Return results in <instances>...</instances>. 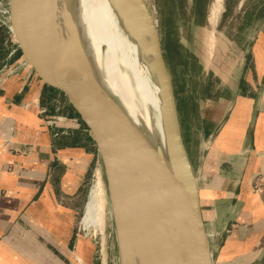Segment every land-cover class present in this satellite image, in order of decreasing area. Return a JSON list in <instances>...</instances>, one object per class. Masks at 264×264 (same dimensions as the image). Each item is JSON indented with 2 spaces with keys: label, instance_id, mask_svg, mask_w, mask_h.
Masks as SVG:
<instances>
[{
  "label": "crops",
  "instance_id": "1",
  "mask_svg": "<svg viewBox=\"0 0 264 264\" xmlns=\"http://www.w3.org/2000/svg\"><path fill=\"white\" fill-rule=\"evenodd\" d=\"M244 30L214 66L222 93L203 103L193 84L187 87L190 106L199 108L195 163L190 159L204 217L219 235L220 264H264V24L242 66ZM13 48L8 42V62L19 61L18 52L9 57ZM219 70L229 71L223 77ZM44 94L23 66L0 88V264H61L86 206L95 147L74 126L50 119L55 103ZM228 110L200 161L201 137L207 140Z\"/></svg>",
  "mask_w": 264,
  "mask_h": 264
},
{
  "label": "water",
  "instance_id": "2",
  "mask_svg": "<svg viewBox=\"0 0 264 264\" xmlns=\"http://www.w3.org/2000/svg\"><path fill=\"white\" fill-rule=\"evenodd\" d=\"M111 2L142 51L148 54V66L159 86L167 150L165 172L131 139L112 110L91 64L70 46L46 0H8L10 31L19 61L47 93L67 104L74 128L94 145V168L102 165L122 259L124 255L130 264H220L219 235L210 229L203 214L156 18L146 0ZM263 24L264 2L244 30L242 66ZM190 48L192 51V43ZM229 112L207 140L201 137L200 161ZM122 244L126 246L124 254Z\"/></svg>",
  "mask_w": 264,
  "mask_h": 264
},
{
  "label": "rangeland",
  "instance_id": "3",
  "mask_svg": "<svg viewBox=\"0 0 264 264\" xmlns=\"http://www.w3.org/2000/svg\"><path fill=\"white\" fill-rule=\"evenodd\" d=\"M146 2L160 30L163 51L174 82L184 141L195 163L198 144L196 121L199 108L195 103L190 106V97L193 98V96L187 93L189 69L193 91L199 92L203 103L207 101V98L214 101L222 93L224 87V81L214 66L216 63L224 62L225 49L231 47L238 39H242L240 32L245 29L264 0H222L216 25L211 20L216 0H146ZM8 42L16 46L12 34ZM191 43L195 46L193 59L189 49ZM21 69L15 73H19ZM228 71L219 70L223 77ZM1 86L2 83H0V88ZM44 97L59 106L57 111L59 115L68 116L69 108L65 102L58 101L56 97L47 92ZM204 126L205 132L208 133V124L204 123ZM97 170L101 172L106 197H108L103 229L94 225L88 227L84 224L82 219L84 206L76 219L73 248L68 251V256H63L61 264H122L123 262L101 164L97 165ZM97 170L93 166L90 171L87 200L97 174L100 173H97ZM122 247L124 251L123 244Z\"/></svg>",
  "mask_w": 264,
  "mask_h": 264
},
{
  "label": "bare ground",
  "instance_id": "4",
  "mask_svg": "<svg viewBox=\"0 0 264 264\" xmlns=\"http://www.w3.org/2000/svg\"><path fill=\"white\" fill-rule=\"evenodd\" d=\"M46 2L58 18L70 46L91 64L100 86L109 96L112 110L131 139L165 172L167 150L159 86L148 66V54L126 28L111 0ZM221 2H215L211 17L214 25L220 15ZM107 198L102 175L98 173L82 218L86 226L103 229ZM123 264H130L124 255Z\"/></svg>",
  "mask_w": 264,
  "mask_h": 264
},
{
  "label": "built area",
  "instance_id": "5",
  "mask_svg": "<svg viewBox=\"0 0 264 264\" xmlns=\"http://www.w3.org/2000/svg\"><path fill=\"white\" fill-rule=\"evenodd\" d=\"M3 1V2H2ZM0 1V26H5L10 30V8H9V4H8V0H2ZM5 2V3H4ZM11 32V31H10ZM17 52V48L16 46L11 50L9 57L14 56V54ZM22 68V64L20 61H13L11 63L6 62L3 64V66L0 68V83H4L5 80L13 75L18 69ZM33 102H27L25 103V107H29ZM56 112L59 109V106L57 104H54ZM40 113L44 114L47 112V109L45 107H41L39 108ZM50 119H54L57 122H59L61 124V126L64 129H68V128H72L73 124L71 122V119L68 116H64V115H59L58 113H56V115H54L52 118ZM60 133L57 132L55 135H59Z\"/></svg>",
  "mask_w": 264,
  "mask_h": 264
},
{
  "label": "trees",
  "instance_id": "6",
  "mask_svg": "<svg viewBox=\"0 0 264 264\" xmlns=\"http://www.w3.org/2000/svg\"><path fill=\"white\" fill-rule=\"evenodd\" d=\"M10 30L5 26H0V68L7 62V40L10 38Z\"/></svg>",
  "mask_w": 264,
  "mask_h": 264
},
{
  "label": "flooded vegetation",
  "instance_id": "7",
  "mask_svg": "<svg viewBox=\"0 0 264 264\" xmlns=\"http://www.w3.org/2000/svg\"><path fill=\"white\" fill-rule=\"evenodd\" d=\"M190 45H191V44H190ZM189 47H190V46H189ZM193 48H194V50H192V51H191V48H189V49H190V53H191V55H192V59H193V54L195 53V52H194V51H195V46H194V45H193ZM190 63H191V62H190ZM190 63H189V64H190Z\"/></svg>",
  "mask_w": 264,
  "mask_h": 264
}]
</instances>
